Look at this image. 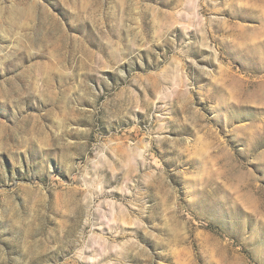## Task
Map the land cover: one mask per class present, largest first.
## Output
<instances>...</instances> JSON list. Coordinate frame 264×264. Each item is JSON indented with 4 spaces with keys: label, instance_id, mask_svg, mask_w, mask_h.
Listing matches in <instances>:
<instances>
[{
    "label": "rangeland",
    "instance_id": "374dc122",
    "mask_svg": "<svg viewBox=\"0 0 264 264\" xmlns=\"http://www.w3.org/2000/svg\"><path fill=\"white\" fill-rule=\"evenodd\" d=\"M0 264H264V0H0Z\"/></svg>",
    "mask_w": 264,
    "mask_h": 264
}]
</instances>
